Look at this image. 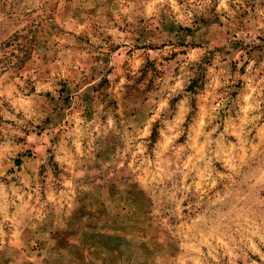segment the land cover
Listing matches in <instances>:
<instances>
[{
    "label": "rangeland",
    "instance_id": "374dc122",
    "mask_svg": "<svg viewBox=\"0 0 264 264\" xmlns=\"http://www.w3.org/2000/svg\"><path fill=\"white\" fill-rule=\"evenodd\" d=\"M0 264H264V0H0Z\"/></svg>",
    "mask_w": 264,
    "mask_h": 264
}]
</instances>
